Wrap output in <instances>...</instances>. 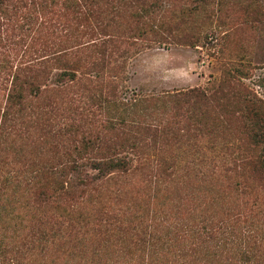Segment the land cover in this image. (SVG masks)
<instances>
[{
	"label": "rangeland",
	"instance_id": "rangeland-1",
	"mask_svg": "<svg viewBox=\"0 0 264 264\" xmlns=\"http://www.w3.org/2000/svg\"><path fill=\"white\" fill-rule=\"evenodd\" d=\"M15 90L22 104L7 101ZM191 90L205 98H174ZM251 104L264 107V0H0V174L15 180L8 196L31 198L49 171L92 178L98 159H130L128 176L51 203L60 209L48 215L74 207L111 224L106 235L76 226L79 244L66 250L85 252L87 264L152 251L138 240L156 226L183 251L209 216L236 232L254 222L264 234V192L255 184V198L238 186L255 172L248 161L264 159L241 132ZM12 205L7 214L25 219L26 208ZM231 255L168 264H238Z\"/></svg>",
	"mask_w": 264,
	"mask_h": 264
},
{
	"label": "trees",
	"instance_id": "trees-1",
	"mask_svg": "<svg viewBox=\"0 0 264 264\" xmlns=\"http://www.w3.org/2000/svg\"><path fill=\"white\" fill-rule=\"evenodd\" d=\"M216 95L215 90L213 94L207 93V101H213ZM179 97L175 96L174 98L187 102L191 99L202 100L205 98V95L202 92L199 93L191 90ZM7 101L11 105L15 104V102L22 104L20 92L15 90V92L8 95ZM255 107L251 104L241 111L242 121H244L242 122L241 132L246 137L247 140L245 139V141L248 144L259 148L263 153L264 107L258 106V109ZM4 114L6 115L5 111ZM143 131L148 135L153 133L149 127L143 128ZM90 147L94 148L90 142L84 145L85 149ZM104 148H107V150L112 149L109 146ZM91 164L94 165L92 169L96 172V175L92 178H82L78 173L73 172L68 176L62 170L58 172L49 171L51 173L49 176H43L42 182H39L40 177H37L34 184L39 183L31 186V188L36 189L34 195L21 202L18 199H12L11 194L8 196L13 191L14 178L8 177V173L0 174V264H29L31 262L33 264H61L60 260L64 261V258L70 261L69 264L88 263V256L85 252L82 255H74L71 251L66 250V248H72L79 244L73 234V232L77 231L76 226L83 228L87 225H92L91 231L95 232H97L98 228L102 227L104 230L99 232V234L106 235L107 231H111L109 229L111 224L107 222V218H96L87 215V218L83 219L81 218V213L77 209H74V207L70 208L72 210L69 211L62 210V213L59 212L60 214L57 216L53 215V213L52 215H48L47 213L51 210L57 212L60 209V205L56 203L51 205L57 199L56 197H66L65 199H69L75 196L80 186L88 187L94 182L103 179L128 176L130 171V159L125 156L118 157L112 155L111 157H102ZM248 165L255 172L242 175L238 186H241L242 192L244 191L245 193L247 191L248 193H252L256 198L257 194L254 192L255 184L264 192V159L260 156L254 160H249ZM70 166L71 170L76 169L77 162H72ZM65 176L70 179L61 181V178ZM209 198L211 196L207 195V199ZM7 200L9 201L8 203ZM257 202L255 200L253 206ZM9 204L21 206L23 207L22 209L26 208L25 219L12 213L8 215L6 206H9ZM254 208L257 214L261 213L260 205H256ZM253 223H251L252 226L256 225ZM252 226L236 232L228 222L224 220L216 221L212 216H209L205 225L196 231H192L191 237L193 243L190 247H185L186 251L185 249L183 251L171 250L173 247H176L173 242H169L167 237H165V235L169 236V230L166 229L164 235H160L156 233V226L151 231H146L145 235H148V241L146 239L138 240L139 245L144 247L147 243L152 248V251L139 255L134 254L133 251L127 252L126 258L120 264H168L172 260L176 262L178 259L183 258L189 259L191 262H197L198 260L212 262L214 259L218 260L225 254H232L230 258H237L236 262L238 264H264V234L260 228H253ZM80 228L78 227V229ZM61 233H63V243L58 242V236ZM82 243L84 244L83 239ZM50 245L62 248L60 251L49 252L48 246ZM226 251L229 252L227 253ZM75 259H78V261L74 262ZM96 264L112 263L108 261Z\"/></svg>",
	"mask_w": 264,
	"mask_h": 264
}]
</instances>
